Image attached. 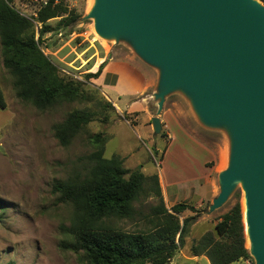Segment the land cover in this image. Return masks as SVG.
Masks as SVG:
<instances>
[{
    "label": "rangeland",
    "instance_id": "rangeland-1",
    "mask_svg": "<svg viewBox=\"0 0 264 264\" xmlns=\"http://www.w3.org/2000/svg\"><path fill=\"white\" fill-rule=\"evenodd\" d=\"M70 9H75L80 17L69 27L56 29L59 18L51 19L53 31L43 37L42 49L60 68L66 77L85 82L86 89L97 97L94 101L73 102L39 110L30 102L17 96L14 77L3 65L0 43V87L6 107L0 106V201L5 208L0 209V264L13 261L15 264H86L81 253L62 246L69 240L66 228L70 226L74 209L71 204L59 200L52 186L57 179H67L76 172L84 171L85 156L94 150L91 135L105 133L109 139L104 156L111 158L119 154L126 158L125 166L130 170L139 169L147 176L159 174L161 168H185L192 154L191 145L181 138L176 139L170 152L164 154L169 139L164 132L156 134L149 128L136 127L126 121L116 107H105L109 101L94 78L87 79L112 49L126 48L123 43L99 37L93 19L87 18L91 0H64ZM262 1V0H261ZM41 1L33 3L16 1L14 6L27 16L37 13ZM39 28V26H38ZM36 36L39 33L37 29ZM90 108L97 112L95 120L73 140L68 147L61 146L54 136L53 125L65 119L76 108ZM105 115L109 119L104 120ZM141 125V124H140ZM206 138L225 145V162L219 170L228 165L229 139L222 131L201 126ZM165 156L163 163L161 160ZM185 156V157H184ZM162 164V167L160 165ZM212 196L219 193L218 174H215ZM153 182L146 183L147 193H142L135 203L137 214L132 218L111 219L110 224L125 231H146L151 228L150 212L158 199L151 193ZM212 196L201 206L203 211L189 227L185 244L168 264H199L191 259V245L207 231L215 232V226L224 214L240 202L244 209V192L238 185L228 202L220 209L208 213ZM171 209V207L169 208ZM195 215L190 210L180 214V219ZM252 257V256H251ZM244 264H254L253 259L242 260ZM151 264V263H148ZM200 264H207L202 260ZM232 264H241L240 261Z\"/></svg>",
    "mask_w": 264,
    "mask_h": 264
},
{
    "label": "water",
    "instance_id": "water-1",
    "mask_svg": "<svg viewBox=\"0 0 264 264\" xmlns=\"http://www.w3.org/2000/svg\"><path fill=\"white\" fill-rule=\"evenodd\" d=\"M86 17L99 37L123 43L158 71L156 134L175 94L199 125L225 133L228 165L208 213L241 185L247 247L254 264H264V2L94 0Z\"/></svg>",
    "mask_w": 264,
    "mask_h": 264
},
{
    "label": "trees",
    "instance_id": "trees-1",
    "mask_svg": "<svg viewBox=\"0 0 264 264\" xmlns=\"http://www.w3.org/2000/svg\"><path fill=\"white\" fill-rule=\"evenodd\" d=\"M16 1L33 3L34 0H0L3 65L14 77L17 96L43 111L73 102L95 100L98 105L100 102L86 89L85 82L64 76L41 47L44 35L54 30L49 23L51 19L59 18L56 27L59 30L74 25L80 14L64 0H39L41 5L36 15L27 16L14 6ZM103 66L104 63L86 78H97ZM0 106L6 107L1 87ZM105 107L115 106L106 100ZM96 115V111L87 107L73 109L63 121L53 125L55 138L61 146L68 147ZM108 119L105 115L104 120ZM90 138L94 150L84 158L87 162L84 171L67 179H57L52 186L59 200L74 209L71 224L66 228L69 240L62 246L81 253L86 264H168L185 244L190 225L205 210L184 202L168 209L158 174L147 176L138 169L130 170L125 166L126 158L119 154L106 158L109 137L105 133H96ZM149 181L153 182L151 193L158 199L149 214L151 228L130 232L110 224L111 219H132L137 214L135 203L142 193H149L145 187ZM3 208L5 205L0 201V209ZM186 210L195 215L182 222L179 215ZM190 250L192 256L204 255L211 264L252 259L240 202L223 215L215 232L207 231L194 240Z\"/></svg>",
    "mask_w": 264,
    "mask_h": 264
},
{
    "label": "crops",
    "instance_id": "crops-1",
    "mask_svg": "<svg viewBox=\"0 0 264 264\" xmlns=\"http://www.w3.org/2000/svg\"><path fill=\"white\" fill-rule=\"evenodd\" d=\"M105 57L91 71L97 72L104 63L100 75L94 78L95 84L118 112L125 118L128 117L127 122L136 124L137 128L150 127L153 130L152 118L156 116L158 109L153 97L158 71L142 61L128 47L109 50ZM160 120L161 132L169 139L165 156L179 137L182 141H187V144L196 143L195 146H190L193 153L185 154L189 158L188 166L167 167L166 170L161 168L158 174L166 207L169 209L181 202L201 206L212 196L215 174L220 173L219 169L225 158V145L205 137L191 107L178 94L166 99ZM191 259L199 264L202 260L211 264L204 255L192 256ZM240 262L244 264L242 260Z\"/></svg>",
    "mask_w": 264,
    "mask_h": 264
},
{
    "label": "bare ground",
    "instance_id": "bare-ground-1",
    "mask_svg": "<svg viewBox=\"0 0 264 264\" xmlns=\"http://www.w3.org/2000/svg\"><path fill=\"white\" fill-rule=\"evenodd\" d=\"M93 4H94V0H91L90 8L93 6ZM224 162H225V159L222 161L221 167L223 166ZM227 163H228V162H227Z\"/></svg>",
    "mask_w": 264,
    "mask_h": 264
}]
</instances>
